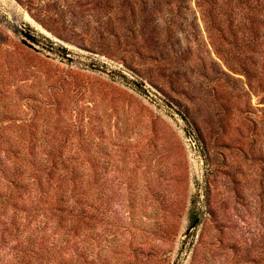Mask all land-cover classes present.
<instances>
[{
    "label": "rangeland",
    "instance_id": "rangeland-1",
    "mask_svg": "<svg viewBox=\"0 0 264 264\" xmlns=\"http://www.w3.org/2000/svg\"><path fill=\"white\" fill-rule=\"evenodd\" d=\"M21 142L78 158L92 186L63 264H264V8L0 0V167ZM30 204L0 206L7 264L28 244L12 222L52 216Z\"/></svg>",
    "mask_w": 264,
    "mask_h": 264
},
{
    "label": "trees",
    "instance_id": "trees-1",
    "mask_svg": "<svg viewBox=\"0 0 264 264\" xmlns=\"http://www.w3.org/2000/svg\"><path fill=\"white\" fill-rule=\"evenodd\" d=\"M258 6L263 9L264 0H258ZM181 113L187 117L183 110ZM23 146L25 143L21 142L12 164L5 163L4 167H0L6 181V185L0 187L2 211L7 214L9 207L17 210L20 202L29 197L31 209H41L40 202L49 203L47 210L52 212V216H46L47 220L40 224L37 222L35 227L28 223L22 229L20 224L12 222L10 233L15 229L16 237L26 235L28 244L23 248L18 247L12 256L18 261L10 264H63L66 257L59 254L69 250L78 254L82 233L92 229L95 224L96 205L92 198V186L80 184L82 172L76 165L70 166L78 162V158L61 152L48 153L47 156L33 151L26 153L21 151ZM27 146L32 148L35 144L31 141ZM3 162L5 159L0 154L1 166ZM4 226L6 223L1 227ZM5 230L9 228L6 226ZM4 249L0 245V254ZM9 253L0 257V264H7ZM59 257L62 258L58 260ZM70 260L74 263L77 259L72 256Z\"/></svg>",
    "mask_w": 264,
    "mask_h": 264
},
{
    "label": "water",
    "instance_id": "water-1",
    "mask_svg": "<svg viewBox=\"0 0 264 264\" xmlns=\"http://www.w3.org/2000/svg\"><path fill=\"white\" fill-rule=\"evenodd\" d=\"M22 31H23L25 34H27L28 36L34 38V35H33L32 33L27 32V31H25L24 29H22ZM194 224H195V223H194Z\"/></svg>",
    "mask_w": 264,
    "mask_h": 264
},
{
    "label": "bare ground",
    "instance_id": "bare-ground-1",
    "mask_svg": "<svg viewBox=\"0 0 264 264\" xmlns=\"http://www.w3.org/2000/svg\"><path fill=\"white\" fill-rule=\"evenodd\" d=\"M45 32V31H44Z\"/></svg>",
    "mask_w": 264,
    "mask_h": 264
}]
</instances>
